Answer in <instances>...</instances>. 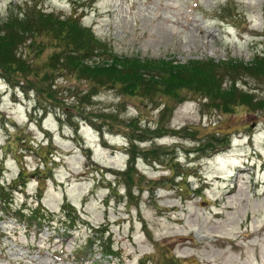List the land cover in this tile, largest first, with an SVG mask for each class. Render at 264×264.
I'll return each instance as SVG.
<instances>
[{"label": "rangeland", "instance_id": "rangeland-1", "mask_svg": "<svg viewBox=\"0 0 264 264\" xmlns=\"http://www.w3.org/2000/svg\"><path fill=\"white\" fill-rule=\"evenodd\" d=\"M38 10L128 61L252 66L221 93L262 105L90 91L37 37L30 84L0 69V264H264V0H0V28ZM39 204L40 227L20 216Z\"/></svg>", "mask_w": 264, "mask_h": 264}, {"label": "trees", "instance_id": "trees-1", "mask_svg": "<svg viewBox=\"0 0 264 264\" xmlns=\"http://www.w3.org/2000/svg\"><path fill=\"white\" fill-rule=\"evenodd\" d=\"M39 11L31 15L25 13L23 21H19L16 17H14L16 20L10 18L7 21L9 23L5 24L6 27L0 28V69L2 76L13 84L19 81L20 86L25 87L33 80L35 62L25 54L24 50H31L34 55L40 51L43 52L44 44H38L36 39L44 35L53 42L55 47L54 54L50 58L52 65L50 70H68L76 76L81 75L84 79L87 78L86 81L91 86L90 91L101 86L111 87L118 92L122 91L125 95H140L149 100L163 97L165 99H161H170L175 103L186 101L187 96H196L206 100L209 107L221 114L233 112L237 107L232 95L240 96L242 102L239 103L252 109L255 105H262L257 101L256 104L251 102L249 105L250 101L247 100L249 97L254 102L256 99L250 92V94H239L236 86L230 90V97L221 93L224 92L222 84L228 77H235V85H237V78L246 76L259 78V74L253 71L252 66L234 60L219 63L214 60H205L189 64L143 59L128 61L114 55L110 50L102 49L95 42L92 34L84 32L73 16L67 20H61L60 17ZM82 33L87 39L81 35ZM39 55L37 54L36 57ZM87 65L98 67L93 71H87L89 69ZM170 107L168 103L164 104L162 116L170 111ZM253 111H257V108ZM2 187L0 184V200L4 199L5 206H10V201L7 202V199L2 196ZM34 209L29 214L21 210L20 216L25 217L29 224L35 223L39 227L47 224L48 211L43 204H39ZM2 211H4L3 207L0 209V212ZM85 249L86 245H82L74 251L78 261L82 262L88 258L85 254L89 253H86Z\"/></svg>", "mask_w": 264, "mask_h": 264}]
</instances>
